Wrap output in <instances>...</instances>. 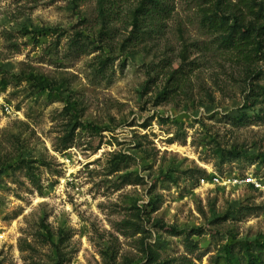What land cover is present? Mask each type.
I'll use <instances>...</instances> for the list:
<instances>
[{
  "label": "rangeland",
  "instance_id": "rangeland-1",
  "mask_svg": "<svg viewBox=\"0 0 264 264\" xmlns=\"http://www.w3.org/2000/svg\"><path fill=\"white\" fill-rule=\"evenodd\" d=\"M160 1L0 0V264H264V3Z\"/></svg>",
  "mask_w": 264,
  "mask_h": 264
},
{
  "label": "trees",
  "instance_id": "trees-1",
  "mask_svg": "<svg viewBox=\"0 0 264 264\" xmlns=\"http://www.w3.org/2000/svg\"><path fill=\"white\" fill-rule=\"evenodd\" d=\"M264 3V0H262ZM148 19L159 20L166 13L165 4L160 0H149L147 6H143ZM249 11L255 13L254 7L249 6ZM207 27L215 33H221L220 45L226 50L235 51L236 57L245 61L253 59L252 51L259 53L264 47V24L260 25L254 33L252 26L245 27L239 21L230 25L225 15H221L215 10L206 16ZM253 45V46H251Z\"/></svg>",
  "mask_w": 264,
  "mask_h": 264
},
{
  "label": "built area",
  "instance_id": "built-area-1",
  "mask_svg": "<svg viewBox=\"0 0 264 264\" xmlns=\"http://www.w3.org/2000/svg\"><path fill=\"white\" fill-rule=\"evenodd\" d=\"M216 181H219L218 178L215 179ZM243 183L248 184V183H252L254 182L253 177H243V179L241 180Z\"/></svg>",
  "mask_w": 264,
  "mask_h": 264
}]
</instances>
